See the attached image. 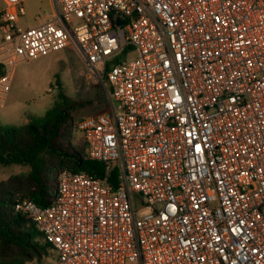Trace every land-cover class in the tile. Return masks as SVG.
Listing matches in <instances>:
<instances>
[{
    "label": "built area",
    "instance_id": "2783aa9c",
    "mask_svg": "<svg viewBox=\"0 0 264 264\" xmlns=\"http://www.w3.org/2000/svg\"><path fill=\"white\" fill-rule=\"evenodd\" d=\"M2 2L0 104L17 64L68 45L109 88L76 124L104 176L15 204L40 264H264V0H53L26 29Z\"/></svg>",
    "mask_w": 264,
    "mask_h": 264
},
{
    "label": "trees",
    "instance_id": "16d2710c",
    "mask_svg": "<svg viewBox=\"0 0 264 264\" xmlns=\"http://www.w3.org/2000/svg\"><path fill=\"white\" fill-rule=\"evenodd\" d=\"M87 103L62 95L61 102L43 117H29L28 123L18 128L0 125V167L28 169L0 183V264H40L51 248L31 219L16 210L17 200L28 199L41 207L52 205L58 176L64 170L104 176V164L88 158L84 141L79 148L73 145L77 130L73 112ZM115 174L113 171V181Z\"/></svg>",
    "mask_w": 264,
    "mask_h": 264
},
{
    "label": "rangeland",
    "instance_id": "374dc122",
    "mask_svg": "<svg viewBox=\"0 0 264 264\" xmlns=\"http://www.w3.org/2000/svg\"><path fill=\"white\" fill-rule=\"evenodd\" d=\"M26 4L32 10L19 15L18 28L34 27L38 16L50 13L48 0H25ZM137 54V50H131L125 56L126 60L135 58ZM102 81L89 73L73 45L22 61L15 66L10 89L0 105V125L18 128L27 124L29 117H43L61 102L62 95L72 100L89 101L84 108L73 112L76 123L106 112L109 109L105 110L109 105L108 86L103 78ZM83 141L82 133L76 130L73 145L79 148ZM27 171L26 167L19 165L0 167V183L11 175Z\"/></svg>",
    "mask_w": 264,
    "mask_h": 264
},
{
    "label": "crops",
    "instance_id": "0c3cea01",
    "mask_svg": "<svg viewBox=\"0 0 264 264\" xmlns=\"http://www.w3.org/2000/svg\"><path fill=\"white\" fill-rule=\"evenodd\" d=\"M48 2H49V7H50V13H49V15L38 16V20L36 21V25L35 26H37V25H39L41 23H44L46 21H50V20L53 19L54 13H55V8H54L53 0H48ZM2 6H3V2H2V0H0V8ZM21 6L23 8V13L21 14L22 16L27 13V10H32L29 5H27V4L25 5V0H21ZM12 78H13V76H12Z\"/></svg>",
    "mask_w": 264,
    "mask_h": 264
},
{
    "label": "water",
    "instance_id": "95a60500",
    "mask_svg": "<svg viewBox=\"0 0 264 264\" xmlns=\"http://www.w3.org/2000/svg\"><path fill=\"white\" fill-rule=\"evenodd\" d=\"M121 23H122V22H121L120 20L117 19V24L120 25ZM101 81H102V79H101ZM102 83H103V81H102Z\"/></svg>",
    "mask_w": 264,
    "mask_h": 264
}]
</instances>
